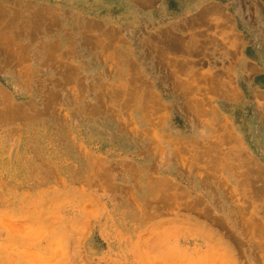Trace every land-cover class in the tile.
<instances>
[{
  "label": "rangeland",
  "instance_id": "rangeland-1",
  "mask_svg": "<svg viewBox=\"0 0 264 264\" xmlns=\"http://www.w3.org/2000/svg\"><path fill=\"white\" fill-rule=\"evenodd\" d=\"M220 1L0 0V264H264V0Z\"/></svg>",
  "mask_w": 264,
  "mask_h": 264
},
{
  "label": "crops",
  "instance_id": "crops-1",
  "mask_svg": "<svg viewBox=\"0 0 264 264\" xmlns=\"http://www.w3.org/2000/svg\"><path fill=\"white\" fill-rule=\"evenodd\" d=\"M70 1H72L73 4H78V3L86 4V2H84L85 0H70ZM112 1L114 2V4L119 3V5L116 6L119 7L120 11L122 12L121 15L126 19V21H132L134 23H138V24L140 23L142 25H149V26L159 25V27L161 26L168 27L167 31L174 30V28L178 27L180 22L183 21L188 15L187 10H185L182 7L180 15H177L179 16V18L177 19L176 11L171 9L172 1L174 0H112ZM193 1L194 3H196L195 7L200 8L202 15H205V12H207L206 15L208 16V12L210 10L209 0H193ZM221 1L218 2L220 7L216 8V13L220 18V23H222L228 28L232 27V29L235 30L236 17L237 16L239 17L241 13L238 6L237 5L235 6L236 2L239 0H226L228 3L227 5L224 2L225 0H221ZM228 5H232L231 7L232 11L228 7ZM219 47L222 48L221 45H219ZM240 60L241 58L240 56H238L235 63L240 62L244 66L246 65L250 66L252 72L250 76V80H255L256 74L261 72L258 71L257 69L260 68L259 63L254 62L255 65H253L251 64V62L248 63V61L246 60L243 59L242 61Z\"/></svg>",
  "mask_w": 264,
  "mask_h": 264
},
{
  "label": "bare ground",
  "instance_id": "bare-ground-1",
  "mask_svg": "<svg viewBox=\"0 0 264 264\" xmlns=\"http://www.w3.org/2000/svg\"><path fill=\"white\" fill-rule=\"evenodd\" d=\"M44 16H45V15H44ZM45 17H46V16H45ZM39 18H40V16H39ZM39 18H38V19H39ZM41 18H44V17H42V15H41ZM49 56H50V55H49Z\"/></svg>",
  "mask_w": 264,
  "mask_h": 264
}]
</instances>
